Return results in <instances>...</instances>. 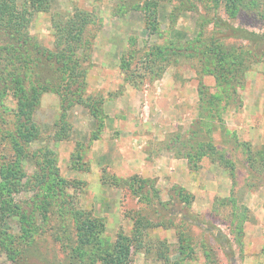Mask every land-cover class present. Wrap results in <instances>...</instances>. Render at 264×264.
<instances>
[{"label": "rangeland", "instance_id": "1", "mask_svg": "<svg viewBox=\"0 0 264 264\" xmlns=\"http://www.w3.org/2000/svg\"><path fill=\"white\" fill-rule=\"evenodd\" d=\"M11 5L27 21L0 28V264H101L119 235L128 264H264V0ZM64 53L80 78L57 70ZM20 66L42 89L25 153Z\"/></svg>", "mask_w": 264, "mask_h": 264}, {"label": "trees", "instance_id": "2", "mask_svg": "<svg viewBox=\"0 0 264 264\" xmlns=\"http://www.w3.org/2000/svg\"><path fill=\"white\" fill-rule=\"evenodd\" d=\"M16 0H0V28H9L11 27L14 32L16 34H18L20 37V31L21 29L25 26V22L27 21L26 18H24L22 15H20V13L18 14L15 9V7H13L11 4L14 3ZM79 15L74 16L75 18H78ZM70 28L69 33L67 35L68 41L71 42L73 40L78 39V33L81 32L78 28L77 25L73 26V27H67ZM77 30V34H74L72 32V30ZM18 50V49H17ZM13 51L14 48H13ZM16 52V51H15ZM9 53L10 55L13 54V57L18 58V60L23 57V62L25 64H28L32 59H31V55L30 53L26 52L24 54H21L19 57H17L18 55L15 53ZM17 56H16V55ZM62 60H59L58 64H60L58 66V71H62L63 74H70L73 75L71 76L70 79H72L74 76H77L78 78H80L82 76V72L77 71V65H76V61L73 64H68L70 61H73L72 56H68L67 54H62L61 55ZM13 62H15L16 60H11ZM20 61L22 62V60L20 59ZM63 65V66H62ZM22 66H20V68H16L15 70H12L9 72V75L12 76L11 83L13 82V86H15V88L13 89L16 97H17V110H18V114L21 118H26V121L24 122H20L19 124V149L25 153L24 151V147L23 145H28L29 143H32L36 140H38V128L35 125V123H33V111H34V105L35 103H37L38 98H39V94L42 89L33 86L30 89H27L26 86V78L25 76L20 72V70H22ZM67 71L69 73H67ZM12 72V73H11ZM9 76H5V80L8 81ZM70 81V80H68ZM46 88H48V86H45ZM10 89V85L8 83L4 84V88L2 90V95H6L8 93ZM39 90V91H38ZM2 99V96L0 95V101ZM26 143V144H25ZM52 157V153L50 150H48L47 154H46V159L48 160V162H52L53 159ZM46 163V160H44ZM48 168V169H47ZM47 169V170H46ZM42 170V177L43 182L41 183V187L45 188L47 190H53L55 185L54 182L55 180L58 178L57 174L54 170V168L52 167V165L50 163H47L46 165H44L43 167H41ZM18 173H21L20 170H18ZM46 178H50V180L46 181ZM44 183V184H43ZM4 187H9L11 185V187L13 186V184H9L8 182H4ZM76 219L78 222V230H79V237H80V241L82 242L83 247L87 246L89 244H93L95 239H98L97 237V229L99 228L98 222L96 219H91L90 217H86L84 218V213L83 212H76ZM128 238L123 236V235H119L116 245L114 246L113 250L111 252L106 253L104 256L103 254H101V264H128L129 262V258H130V254H131V247L128 243ZM104 251V250H103Z\"/></svg>", "mask_w": 264, "mask_h": 264}]
</instances>
